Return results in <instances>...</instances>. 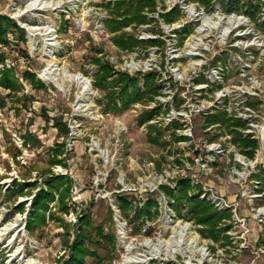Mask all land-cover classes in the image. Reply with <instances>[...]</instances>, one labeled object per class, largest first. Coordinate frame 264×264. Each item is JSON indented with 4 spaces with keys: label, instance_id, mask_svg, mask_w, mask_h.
Wrapping results in <instances>:
<instances>
[{
    "label": "rangeland",
    "instance_id": "374dc122",
    "mask_svg": "<svg viewBox=\"0 0 264 264\" xmlns=\"http://www.w3.org/2000/svg\"><path fill=\"white\" fill-rule=\"evenodd\" d=\"M35 1L0 0V16L24 30L27 40L21 42L14 31L8 35L11 45L0 44L7 67L14 68L23 85L13 100L0 105V231L16 220L20 227L12 240L0 242L2 260L63 264L78 214H84L92 229L103 226L105 234L115 236V248L106 240L98 248L104 264H124L131 248L135 254H151L146 264H264V183L257 178L264 169V32L243 14L226 15L217 4L221 11L207 12L194 0H155L156 10L143 12L146 24L133 22L118 33H111L106 21L114 17L117 3L137 0H46L54 10L33 7ZM177 6L182 17L167 23L163 15ZM233 16L238 23L232 28L228 20ZM259 17L264 20V9ZM118 35L142 43L124 49L114 43ZM97 59L117 73L141 76L139 87L145 84L142 76L156 71L160 92L119 114L106 111L108 92L95 83ZM131 60L137 72L128 70ZM55 68L52 76L47 74ZM26 71L45 87L34 89L23 79ZM79 74L92 90L85 92V84L81 88ZM27 96L31 99L24 104L18 101ZM145 114L153 117L140 124ZM212 115L217 122H209ZM57 117L67 123L68 137H60L53 126ZM223 117L230 124L242 120L245 126L238 133L256 141L257 148L234 142L226 124L218 121ZM59 176L72 181L69 194L62 202L56 192L46 221L29 229L34 197L48 188V179ZM179 180H190L191 196L205 194L201 200L210 203H216L213 196L221 197L229 205L212 203L228 214L219 226L227 238H205L186 210L181 217L176 214L170 206L174 199L162 188L177 190ZM18 186L23 194L11 195ZM121 197L132 203L129 219ZM149 199L158 201V215L136 218V209ZM184 227L198 238L201 252L192 247L180 255L150 252V244L161 240L176 250ZM87 263L95 264L91 258Z\"/></svg>",
    "mask_w": 264,
    "mask_h": 264
},
{
    "label": "trees",
    "instance_id": "16d2710c",
    "mask_svg": "<svg viewBox=\"0 0 264 264\" xmlns=\"http://www.w3.org/2000/svg\"><path fill=\"white\" fill-rule=\"evenodd\" d=\"M194 1L204 7L207 12H213L216 9L215 6L220 5L222 12L226 15L243 14L248 17L250 21L254 23L262 32H264V20L262 17H259L264 9L262 0ZM123 7H126L124 12H122ZM145 8L156 10L157 2L155 0H137L132 3H127L126 1L117 3L113 12L114 17L106 21L108 29L111 33H118L123 28L132 25L133 22H136L139 25L146 24L147 18L143 14ZM182 15L180 7L177 6L169 13L163 15V17L167 23L171 24L176 20H179ZM14 31H18L20 33L19 40L21 42L27 41L24 30H21L16 23L7 17L0 16V44H5L7 46L11 45L8 40V35ZM114 43L121 48L127 49L140 45L142 42L132 36L125 37V35H118L115 37ZM146 43L147 45H154L157 42L149 41ZM96 61L100 64V71L96 74V87L100 90H106L108 92L106 95L108 99L106 111L119 114L126 111L130 105L136 102H148V100H152L160 92L161 88L158 87L155 80L157 75L156 71H152L148 73V75L145 74L142 76L145 79V84L143 88H140L139 79L141 76L137 75L135 77H131L127 73H117L114 71V68L110 63H103L100 59H97ZM0 62L3 67L0 71V105L4 107L6 105V98L13 100L16 94L23 89V85L20 82L19 77H17L14 68L7 67L6 55L4 52H0ZM111 77L112 80L108 81V78ZM23 79L30 81L33 84L34 89L40 90L45 87V84L37 78V75L30 71H26L24 73ZM113 86L116 88L110 90L109 88ZM26 99H31V97L27 96L23 99H19L18 101L24 104V100ZM117 99H119L120 102L116 101ZM152 117L153 114H145L138 120L140 124H143L148 122ZM46 118L49 122V117ZM209 118L210 123L217 122L216 116L212 115ZM218 121L226 124L225 127L230 130V134L233 135L234 142L238 143L243 148L246 147L251 150L257 148L258 144L256 141L245 139L242 134H239L240 132L237 128L245 126V123L242 120H234V122L230 124L228 119L223 117ZM53 126L58 129L60 137H68L69 129L67 127V123L63 122L61 118H53ZM26 136H28V134ZM65 143L66 142L64 141L59 144V148L61 150L65 147ZM251 150L246 152L249 156L251 155V157H253ZM56 152L60 151L58 150ZM257 178L260 182L264 183V169L257 176ZM46 184L48 188L46 190L39 191V193L34 197L31 208V217L28 222L29 229L46 221V212H49L51 202L55 201L56 192L60 193V199L63 202V199L66 194H69L72 187V181L68 177L64 176L51 177L46 181ZM177 188V190H173L168 186L162 188L167 195L174 199L173 203H170V206L174 208L176 214L181 217L183 216V210H186L187 214L192 217L195 223L202 226L200 232L205 236V238L212 239L215 242H219L227 238L222 237L224 229L219 228V226L221 224V220L225 216H228V214L225 212H219L214 205L208 201L201 200L196 196H191L189 193L193 190V186L190 180H179ZM13 194H23V188L18 186L16 190L11 193V195ZM119 201L121 209H123L124 212L126 211L125 216L129 219L127 211L132 207V203L128 202L124 197H121ZM158 206L159 203L157 200L149 199L148 202L144 204V207L136 209V218L145 216L147 217V220L152 219L153 216L158 215L159 213ZM69 207L68 205L63 206L65 212H69ZM153 208L155 210H153ZM78 217L74 241L73 243L68 241L66 245L69 250V255L63 264H88L87 258L94 260L95 264H104V260L98 253V248L101 246V242L103 240L108 241L112 247L115 248V236L105 234L103 226L92 229L93 226L91 224L90 217H87L84 214H78ZM111 251H114V249ZM0 264H6V262L2 260L1 255Z\"/></svg>",
    "mask_w": 264,
    "mask_h": 264
},
{
    "label": "bare ground",
    "instance_id": "6f19581e",
    "mask_svg": "<svg viewBox=\"0 0 264 264\" xmlns=\"http://www.w3.org/2000/svg\"><path fill=\"white\" fill-rule=\"evenodd\" d=\"M35 4H33L32 6H41V9H45V10H48V8H50L49 6V3L46 2V0H38L37 2L35 1L34 2ZM37 8V7H36ZM53 9V8H50V10ZM59 9V8H58ZM56 9V10H58ZM54 10V9H53ZM216 17V16H214ZM208 19H211V18H208ZM228 23L231 25V27L233 28L237 23H238V20L236 18V16H233L231 17L229 20H228ZM51 29V28H50ZM49 29V30H50ZM50 32V31H49ZM51 34V32L49 33ZM47 34V35H49ZM49 38H53V36L49 37ZM55 39H56V36H55ZM54 39V40H55ZM54 68V66H51V68ZM58 69L55 68L54 70H52V72L50 71L49 73H47L48 75H51L52 76V73L53 72H56ZM69 75H72V74H69ZM80 74L77 75V77L79 78ZM47 77V76H46ZM50 77V76H49ZM48 77V78H49ZM55 77V76H54ZM73 77V75H72ZM82 78H80V85H81V88H83L84 86L82 84H85V88H84V91L88 92V89L90 88V90H92V87L89 85V82L87 81V79L84 77V76H81ZM76 78V77H75ZM71 79V78H70ZM74 79V78H73ZM50 81H55L54 78H49ZM78 80V79H77ZM71 82V81H70ZM58 84V83H57ZM91 92V91H90ZM82 93L84 94L83 90H82ZM85 106V105H84ZM82 106H80L79 109H81ZM84 108V107H83ZM18 220L15 221V223H11V225H8L7 227H3L2 230L0 231V242L5 240V238H8L10 240H12L17 233H20L19 232V225H18ZM188 229V227H184L182 228L181 230V235H180V241L179 240H176L177 244L175 245L176 250H169V243L170 242H167L166 240H161L158 242V244H150V252H154L156 254H162V255H167V253L169 254H179L180 253H185V250H187L188 248H193V249H197V252H201L200 249L202 248H199L198 247V238H193L192 236H190L186 230ZM10 235V237H9ZM192 237V238H191ZM7 240V239H6ZM149 242V240H146L142 245L141 247L144 248L147 246V243ZM171 246V245H170ZM135 250V248H134ZM131 256H129V258H127L125 261H124V264H146V263H149L152 258L150 257L151 254H135L133 252V249L131 248Z\"/></svg>",
    "mask_w": 264,
    "mask_h": 264
},
{
    "label": "built area",
    "instance_id": "2783aa9c",
    "mask_svg": "<svg viewBox=\"0 0 264 264\" xmlns=\"http://www.w3.org/2000/svg\"><path fill=\"white\" fill-rule=\"evenodd\" d=\"M215 10H216V11H220L219 8H216ZM137 55H138V54H137L136 52H135V53H131L130 59L132 58V56H135V57H136ZM125 59H126V58H125ZM125 61L127 62V59H126ZM131 61H132V63L127 64V68H128V70H129L130 72H137L139 69H138V67L135 65V61H134V60H131ZM80 76H83V75L80 74ZM86 79H87V78H86ZM87 81H88V79H87ZM88 82H89V81H88ZM89 85L91 86V83H90V82H89ZM91 87H92V86H91ZM140 87L143 88V87H144V84L141 83ZM167 106H168V105H167ZM167 106H166V107H167ZM169 106H170V105H169ZM166 111H169L168 108H166V109L164 110V112H166ZM170 112H171V111H170ZM167 117L170 118V117H171V114L168 113V114H167ZM248 165H250V163L247 164V166H248ZM207 168H208V164H207L206 169H207ZM210 169H211V167H210ZM208 190H209V189L204 188V189H203V192H207ZM204 195H205V194H203V195L201 196V199L204 198ZM210 200L216 202V203H213V202H212L215 206H216V205H218V206H222V205H223V206H227V207H229V205H227L226 202H225V201L223 200V198H221V197L219 198V197L213 196V198H211ZM227 203H228V202H227ZM232 206H233V207L237 206V203L232 204ZM216 207H217V206H216ZM234 209L237 210V207H235Z\"/></svg>",
    "mask_w": 264,
    "mask_h": 264
}]
</instances>
